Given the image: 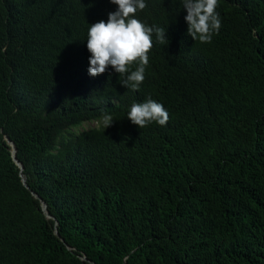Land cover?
<instances>
[{
	"label": "trees",
	"instance_id": "trees-1",
	"mask_svg": "<svg viewBox=\"0 0 264 264\" xmlns=\"http://www.w3.org/2000/svg\"><path fill=\"white\" fill-rule=\"evenodd\" d=\"M145 2L168 44L132 91L88 72L110 0H0V264H264V0H218L211 43ZM147 99L166 126L127 119Z\"/></svg>",
	"mask_w": 264,
	"mask_h": 264
},
{
	"label": "clouds",
	"instance_id": "clouds-1",
	"mask_svg": "<svg viewBox=\"0 0 264 264\" xmlns=\"http://www.w3.org/2000/svg\"><path fill=\"white\" fill-rule=\"evenodd\" d=\"M118 10L108 14L107 22L99 21L90 26L87 37L89 75L97 77L105 74L109 67L122 78L121 85L132 91H139L149 66V52L153 48V34L160 44H168L166 30L147 26L135 18L138 11L147 5L145 0H110ZM187 12V34L200 43H211L214 34L221 28V20L216 12L218 0H182ZM135 66V67H134ZM134 67V70H132ZM128 120L139 129L151 125L166 126L169 113L163 104L152 99L143 103L133 102ZM104 128L113 125V117L105 113L102 117Z\"/></svg>",
	"mask_w": 264,
	"mask_h": 264
},
{
	"label": "water",
	"instance_id": "water-1",
	"mask_svg": "<svg viewBox=\"0 0 264 264\" xmlns=\"http://www.w3.org/2000/svg\"><path fill=\"white\" fill-rule=\"evenodd\" d=\"M5 139L9 143V145L11 147V156H12L13 161L16 163V165L19 167V169L22 170L23 169V166H22L21 162L16 158V155H15L16 148H15L14 143L10 139H8L7 137H5ZM20 176H21L22 183L25 184V179H24V177H23V175H22L21 172H20ZM25 186H26V184H25ZM34 195L36 196V194H34ZM39 199H40L42 211L44 212V214L46 215V217H50V218L54 219L51 215L48 214V212L46 210V203L41 198H39ZM54 224L56 226V224H57L56 220H54ZM54 233L56 235H58V232L56 230V227H54ZM81 258L82 259H85V256L83 255V256H81ZM92 264H94V263H92Z\"/></svg>",
	"mask_w": 264,
	"mask_h": 264
},
{
	"label": "rangeland",
	"instance_id": "rangeland-1",
	"mask_svg": "<svg viewBox=\"0 0 264 264\" xmlns=\"http://www.w3.org/2000/svg\"><path fill=\"white\" fill-rule=\"evenodd\" d=\"M89 125H92V123H91V124H89Z\"/></svg>",
	"mask_w": 264,
	"mask_h": 264
}]
</instances>
